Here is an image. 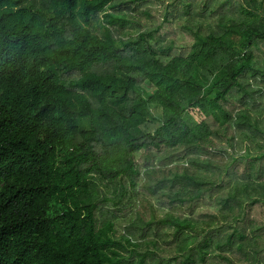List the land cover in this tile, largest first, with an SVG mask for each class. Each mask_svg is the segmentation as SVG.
I'll list each match as a JSON object with an SVG mask.
<instances>
[{"label": "trees", "instance_id": "trees-1", "mask_svg": "<svg viewBox=\"0 0 264 264\" xmlns=\"http://www.w3.org/2000/svg\"><path fill=\"white\" fill-rule=\"evenodd\" d=\"M0 264H264V0H0Z\"/></svg>", "mask_w": 264, "mask_h": 264}, {"label": "rangeland", "instance_id": "rangeland-1", "mask_svg": "<svg viewBox=\"0 0 264 264\" xmlns=\"http://www.w3.org/2000/svg\"><path fill=\"white\" fill-rule=\"evenodd\" d=\"M144 87L150 92L152 93L153 92V88L149 86V84H145ZM152 112V116H155V117H160L161 115V112H160V109H153L151 110ZM149 123H152L153 124V118L149 116Z\"/></svg>", "mask_w": 264, "mask_h": 264}]
</instances>
